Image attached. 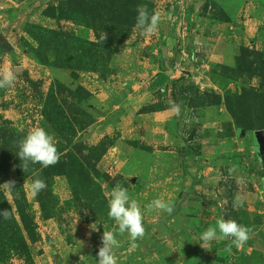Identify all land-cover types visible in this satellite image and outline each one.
Instances as JSON below:
<instances>
[{"label":"rangeland","instance_id":"rangeland-1","mask_svg":"<svg viewBox=\"0 0 264 264\" xmlns=\"http://www.w3.org/2000/svg\"><path fill=\"white\" fill-rule=\"evenodd\" d=\"M143 1L160 14L157 29H133L88 70L87 53L72 57L53 33L83 48L95 33L50 17L56 0H0V68L24 69L0 89V210L11 215L0 216V264H97L104 230L116 234L117 264H264V162L254 143L264 134V0ZM160 74L170 82L152 89ZM35 127L61 156L25 173L18 142ZM36 178L47 187L33 197ZM116 184L142 211L135 250L108 216ZM155 199L173 213L148 210ZM220 218L252 229L243 247H200Z\"/></svg>","mask_w":264,"mask_h":264},{"label":"clouds","instance_id":"clouds-1","mask_svg":"<svg viewBox=\"0 0 264 264\" xmlns=\"http://www.w3.org/2000/svg\"><path fill=\"white\" fill-rule=\"evenodd\" d=\"M138 15L136 17L135 27L143 33H153L159 24L160 14H149L147 5H138L136 9ZM106 38V35L104 39ZM23 66L3 67L0 68V89H7L15 86L17 77L23 72ZM172 111L179 116L180 107L174 105ZM18 152L16 155L21 161L20 167L26 173L30 164H39L44 168L56 165L61 153L58 151L54 136L49 134L43 127H35L30 130L26 136L18 142ZM237 166L233 165L229 168V173H235ZM237 183H244L243 177H237ZM3 186L11 191L15 188V181L9 180ZM47 187L44 180L40 178L34 179L30 184V192L33 197L37 196ZM243 206V199L237 195L233 201V207L239 208ZM148 210L158 209L169 215L174 211V206L165 202L163 199H155L148 205ZM108 216L113 219L118 226V233L123 235L127 233L130 239V247L135 250L139 245L136 241L143 239L145 236V227L143 225V215L141 208L136 200L130 199L128 190L120 184H116L108 199ZM0 216L5 220L11 218L10 210H0ZM219 231L220 235H217ZM252 229L248 226L239 224L237 221L220 218L216 221V227H208L200 236V247L211 251L208 247L209 243L216 239L228 240L230 243L226 245V251H230L233 246L236 248L243 247L250 239ZM101 244L97 252V264H117V257L114 249L119 247V242L114 231H103L101 236Z\"/></svg>","mask_w":264,"mask_h":264},{"label":"trees","instance_id":"trees-1","mask_svg":"<svg viewBox=\"0 0 264 264\" xmlns=\"http://www.w3.org/2000/svg\"><path fill=\"white\" fill-rule=\"evenodd\" d=\"M141 4L147 5L150 15L154 13V5L143 0H56L55 5L48 9V13L57 21L66 19L73 23H82L94 31L95 42H86L85 48H83L84 43L81 45L71 35H59L55 32L53 34H56L54 37L60 36L59 40L61 36L66 37L67 43L63 42V44L68 45V51L72 57L87 53V58L90 59L84 69L97 70L103 64L102 53L107 54L109 49L127 39L133 29H137L135 27L138 15L136 9ZM76 42L77 45H75ZM184 79L181 81L183 82ZM168 82H170V76L160 74L154 80L152 89L161 88ZM179 83V80L173 82L176 101L180 99L179 89L182 84ZM233 115L235 116L234 113Z\"/></svg>","mask_w":264,"mask_h":264},{"label":"water","instance_id":"water-1","mask_svg":"<svg viewBox=\"0 0 264 264\" xmlns=\"http://www.w3.org/2000/svg\"><path fill=\"white\" fill-rule=\"evenodd\" d=\"M255 151L260 162H264V134L262 132L254 133Z\"/></svg>","mask_w":264,"mask_h":264},{"label":"crops","instance_id":"crops-1","mask_svg":"<svg viewBox=\"0 0 264 264\" xmlns=\"http://www.w3.org/2000/svg\"><path fill=\"white\" fill-rule=\"evenodd\" d=\"M15 2H16V0H15ZM2 26H3V25L0 26V32L3 30Z\"/></svg>","mask_w":264,"mask_h":264},{"label":"built area","instance_id":"built-area-1","mask_svg":"<svg viewBox=\"0 0 264 264\" xmlns=\"http://www.w3.org/2000/svg\"><path fill=\"white\" fill-rule=\"evenodd\" d=\"M182 39V37H180Z\"/></svg>","mask_w":264,"mask_h":264}]
</instances>
